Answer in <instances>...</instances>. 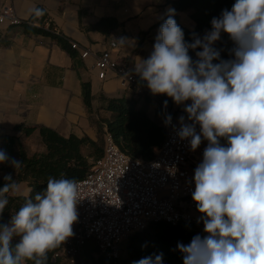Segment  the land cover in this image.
I'll return each mask as SVG.
<instances>
[{
    "label": "clouds",
    "instance_id": "clouds-1",
    "mask_svg": "<svg viewBox=\"0 0 264 264\" xmlns=\"http://www.w3.org/2000/svg\"><path fill=\"white\" fill-rule=\"evenodd\" d=\"M30 11L44 15L39 8ZM165 15L153 51L138 59L134 71L153 95L177 105L191 101L184 112L192 123L180 116L177 135L189 139L192 151L202 138L208 141L192 192L206 235H195L187 245L178 242L177 249L183 264H264V0H235L231 10L212 18L210 31L192 33L191 42L174 18L176 10L170 7ZM221 33L234 45L228 60L214 47ZM171 122L169 114L165 124ZM0 162L22 165L3 149ZM3 179L0 214L9 203L6 194L19 187L11 174ZM77 202L75 179L49 177L46 189L26 199L10 224L0 225V264H46L48 253L73 235ZM14 235L21 238L12 247ZM133 264H163V254Z\"/></svg>",
    "mask_w": 264,
    "mask_h": 264
},
{
    "label": "crops",
    "instance_id": "crops-1",
    "mask_svg": "<svg viewBox=\"0 0 264 264\" xmlns=\"http://www.w3.org/2000/svg\"><path fill=\"white\" fill-rule=\"evenodd\" d=\"M169 1L0 0V8H12L25 22L21 26L0 25V149L16 160L21 149L30 156L45 153L40 128L55 130L66 138L87 136L96 141L97 129L92 121L111 116L102 97L135 100L138 109H145L150 102L137 98L134 90L124 86L114 74L100 80L95 58L82 59L80 51L101 54L115 42L118 47L112 50V56L130 72H135L138 59H147L153 51L159 26L167 18L166 10L172 8ZM33 8L42 9L46 18L34 16L30 11ZM192 14L193 11L178 13L180 23L190 31L195 29ZM106 18L115 19L121 27L110 31L109 35L92 29ZM27 26L51 29L69 45L77 43L80 51L71 48L72 55L52 38L28 32ZM224 34L221 33V38ZM121 38H124L122 45L118 43ZM85 83L90 84L92 90V114L84 103ZM140 103H144V107ZM185 104H176L172 108L178 122L180 116L187 121ZM20 126L37 130L26 136L18 130ZM220 142L227 144L224 138ZM8 174L17 176L18 168L0 162V179ZM18 186V190L11 194L27 197L31 191L28 184L22 182Z\"/></svg>",
    "mask_w": 264,
    "mask_h": 264
},
{
    "label": "built area",
    "instance_id": "built-area-1",
    "mask_svg": "<svg viewBox=\"0 0 264 264\" xmlns=\"http://www.w3.org/2000/svg\"><path fill=\"white\" fill-rule=\"evenodd\" d=\"M24 23L12 8H0V25L21 26ZM70 45L73 50L80 51L77 43ZM117 47V43L112 42L101 54L89 50L80 51V54L82 59L95 58L100 80L114 74L124 86L134 90L136 97L153 98L138 84L128 67L114 59L112 50ZM169 114L172 122L166 125ZM158 119L165 130V139L150 160L133 158L121 151L105 126L103 156L92 159V169L77 182L78 219L72 226L73 235L53 249L54 261L78 264L86 250L95 249L93 258L123 264L125 243L152 223L203 226L202 222H197L201 213L192 200V192L195 190L194 170L202 162L208 143L202 140L192 151L189 139L177 135L180 123L172 110L162 108ZM186 123L192 122L187 120ZM196 130L200 131L198 124Z\"/></svg>",
    "mask_w": 264,
    "mask_h": 264
},
{
    "label": "trees",
    "instance_id": "trees-1",
    "mask_svg": "<svg viewBox=\"0 0 264 264\" xmlns=\"http://www.w3.org/2000/svg\"><path fill=\"white\" fill-rule=\"evenodd\" d=\"M172 8L176 10L175 20L185 33V40L191 42L192 33L203 36L205 31L211 30V20L213 17H219L221 11L225 8L231 10L235 0H170ZM193 11L192 20L195 23L193 31L185 28L179 20L178 13ZM42 18H46L45 14ZM121 27L115 19L106 18L101 20L92 27L94 31H99L106 35L109 32ZM160 27V26H159ZM28 32H36L45 37L57 41L64 50L73 55L71 46L63 38L56 36L51 29L32 28L27 26ZM155 43V40H154ZM233 42L225 33L220 42L215 46L221 53V59H231L230 49ZM141 48V41L138 50ZM202 49H197L200 51ZM189 55L193 60L197 59L195 51L190 50ZM218 61H214L217 63ZM136 76L138 84L147 89L149 95L158 100L160 107L157 114H160L164 107V101L168 104L166 109L172 110L176 105L172 98L166 95H153L147 87L146 81H142ZM84 103L88 111L93 113V96L91 86L88 83L83 85ZM105 104V109L111 114L108 119H99L92 121L97 129V140L94 141L89 137H78L71 135L66 138L55 130L49 128H40V135L43 144L46 147L45 153H36L30 156L25 149H21L17 159L22 161L21 167L18 168V175H12L13 179L19 185L22 182L28 184L30 193L25 196H13L10 191L7 195L9 203L0 214V225L10 224L12 216L18 212L19 208L25 203L26 199L35 196L36 193L42 192L47 187L49 177L57 179L68 178L75 179L77 182L83 180L90 170L92 163L84 155V148H91L94 151V159H100L103 156L102 144H99L98 134L102 126H106L108 132L112 135L121 151L133 158H142L150 160L155 155V149L159 148L165 139L164 128L155 120L150 118L145 109H138L135 100L127 101L125 98L108 99L101 98ZM147 103L151 102L150 97H146ZM19 131L26 136L32 135L37 128H27L20 126ZM5 181L0 179V187H3ZM198 234V227H189L186 224L179 223L172 225L167 222L152 223L148 228L139 233L133 234L125 243L123 249L125 256L123 264H133L141 258L163 254V264H183V254L177 249V243L187 245L191 239ZM203 236V235H201ZM17 243L11 241L12 247ZM95 249L86 250L84 257L78 264H110L103 258L95 259L92 253ZM54 250L48 253L46 264H61L58 260H53ZM32 264V262H28Z\"/></svg>",
    "mask_w": 264,
    "mask_h": 264
},
{
    "label": "rangeland",
    "instance_id": "rangeland-1",
    "mask_svg": "<svg viewBox=\"0 0 264 264\" xmlns=\"http://www.w3.org/2000/svg\"><path fill=\"white\" fill-rule=\"evenodd\" d=\"M137 98H139V97H137ZM151 99H152L151 100L152 102H150V104H148V105H145V107H144V103H140V104H141V107H144L146 109L150 118L155 119V120L157 119L156 121L159 123V119L157 118V116H159V114H157V113H158L160 104L156 98L153 97ZM144 100H146V97L143 98V101ZM137 106H138V103H137ZM104 129H105V126H102L100 131H99V134H98L99 144L100 145L102 144V147H103L102 152H104V136H105V130ZM83 153L85 156L88 157L90 162L92 159H94V155H93L94 151L91 148H89V147L84 148ZM25 193L28 194L29 191H26ZM198 234L199 235H206L203 231V226H198ZM20 238H21L20 236L14 235L12 240H14L16 242H20Z\"/></svg>",
    "mask_w": 264,
    "mask_h": 264
}]
</instances>
